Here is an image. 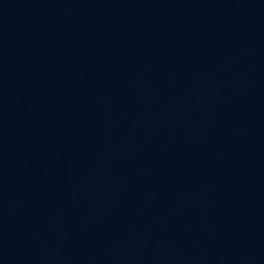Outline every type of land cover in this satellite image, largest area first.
<instances>
[{
    "label": "water",
    "instance_id": "obj_1",
    "mask_svg": "<svg viewBox=\"0 0 264 264\" xmlns=\"http://www.w3.org/2000/svg\"><path fill=\"white\" fill-rule=\"evenodd\" d=\"M0 264H264V0H0Z\"/></svg>",
    "mask_w": 264,
    "mask_h": 264
}]
</instances>
